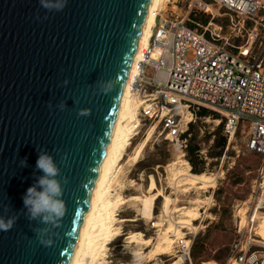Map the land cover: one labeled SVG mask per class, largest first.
Masks as SVG:
<instances>
[{
	"label": "water",
	"instance_id": "obj_1",
	"mask_svg": "<svg viewBox=\"0 0 264 264\" xmlns=\"http://www.w3.org/2000/svg\"><path fill=\"white\" fill-rule=\"evenodd\" d=\"M150 1L66 0L49 11L0 0V218L18 216L0 229V264L70 263ZM40 151L60 169L67 209L49 223L29 220L22 199L43 175Z\"/></svg>",
	"mask_w": 264,
	"mask_h": 264
},
{
	"label": "built area",
	"instance_id": "obj_2",
	"mask_svg": "<svg viewBox=\"0 0 264 264\" xmlns=\"http://www.w3.org/2000/svg\"><path fill=\"white\" fill-rule=\"evenodd\" d=\"M164 3L131 82L139 127L157 126L183 152L196 118H206L202 109L220 117L214 121L224 122L229 142L244 133L246 152L263 159L248 206L256 218L264 210V0ZM247 227L240 217L224 264H264V242ZM176 248L184 263L190 259V240L178 239Z\"/></svg>",
	"mask_w": 264,
	"mask_h": 264
},
{
	"label": "rangeland",
	"instance_id": "obj_3",
	"mask_svg": "<svg viewBox=\"0 0 264 264\" xmlns=\"http://www.w3.org/2000/svg\"><path fill=\"white\" fill-rule=\"evenodd\" d=\"M163 5H165L164 1L160 6ZM222 20H225V16L217 17L218 22ZM211 114L212 112H209V115ZM218 119L220 117L217 115L210 119L208 116L206 118L198 116L190 131L189 144L199 148L192 157L197 163V168L201 171L200 173H207L216 178L215 188H210L208 192L175 188V178L168 165L177 161L181 156L190 163V156L187 151H181L166 140L157 127L140 161L137 164L123 163L117 177L120 184L117 181L113 183L114 192H120L125 198L134 195L142 196L148 193L151 180L154 179L159 189L178 201L172 203L173 210L167 214L163 211L164 198L160 196L155 200L154 216L151 218L137 214L136 210L140 208L138 201H130L120 206L117 211L118 218H137V220L122 223L123 235L113 240L107 250L106 259L109 264H173L182 257L176 248V242L180 238L191 241L190 259L183 264H224L237 237L236 230L240 217L243 216L246 217L245 224H248L247 231L252 228L253 237L262 240L256 232L264 210L252 219L253 210L251 211L248 206L252 185L257 178L263 159L257 154L246 152L242 138L244 133L241 131L238 132L236 140L229 142L227 139L226 148L219 156L220 148L216 143L224 136V132L223 129L219 130L221 122L214 121ZM153 126L147 124L138 128V134L132 140L133 145L129 153L134 151V148L146 137ZM190 165L192 171V164ZM207 197H211L210 202L207 201L208 203L204 204V207L200 209V219L194 221L196 229L182 228L176 224L180 213L176 212L175 208H191V201L197 198L206 200ZM160 222L162 226H158ZM171 224H174V227L179 226L180 228L177 229L182 232L180 236L175 232L170 233L175 240L171 253L158 256L151 262L147 257L137 260L133 253L140 250L147 255L152 247L142 248V246L130 244L126 248L125 236L127 234L141 232L144 237L151 238L156 243L159 241L162 229H166Z\"/></svg>",
	"mask_w": 264,
	"mask_h": 264
},
{
	"label": "bare ground",
	"instance_id": "obj_4",
	"mask_svg": "<svg viewBox=\"0 0 264 264\" xmlns=\"http://www.w3.org/2000/svg\"><path fill=\"white\" fill-rule=\"evenodd\" d=\"M163 1L164 0L150 1L148 12L141 30L138 47L132 61L127 84L122 94L118 115L113 125L111 138L69 264H109V261L106 259L107 250L109 244L113 240L123 235L122 223L134 222L137 220V218H118L117 211L120 206L125 205L130 201H138L140 202V208L136 210L137 214L143 215L146 218H151L154 216L153 207L155 200L160 196L164 198L163 211L167 214L173 210L171 207L172 203L178 201V199H173L170 195L165 194L159 189L154 179L151 180L148 193L143 194L142 196L134 195L125 198L120 192H114L115 190L112 189L114 181L115 183L116 181L118 182L117 177L123 163L131 162L132 164H137L140 161L144 149L153 137L157 127L153 126L148 131L146 137L137 147L134 148V151L129 153V149L133 145L132 140L138 134V128L140 125L138 121L139 106L131 93V82L138 71L140 62L142 61L144 48L148 45L149 40L153 35L155 26L154 10L159 8ZM168 168L174 175V186L177 189L182 188L185 191L188 189H197L208 192L210 188L214 189L216 186V178L213 175L192 172L190 170V163L182 158V156L179 157L177 161L169 164ZM118 184H120V182H118ZM205 199L206 200L199 198L194 199L191 201V208H175V211L180 213V217L177 218L178 220H176V224H179L182 228L191 227L196 229L194 221L200 219V209L204 207V204L208 203L207 201H209L211 197ZM245 223L246 217L243 216L242 224ZM162 225L161 222L158 224V226ZM178 227H174V224H171L166 229H162L159 241L156 243H154L151 238L144 237V234L141 232H131L125 236L127 242L126 248H128L130 244L142 246V248L152 247L147 255L140 250L133 253L137 257V260L147 257L148 260L152 262L158 256L171 253L175 240L170 236V233L175 232L176 235L180 236L182 232L177 229ZM256 233L264 242V214L260 219V224ZM183 263L184 261L181 257L173 264Z\"/></svg>",
	"mask_w": 264,
	"mask_h": 264
},
{
	"label": "clouds",
	"instance_id": "obj_5",
	"mask_svg": "<svg viewBox=\"0 0 264 264\" xmlns=\"http://www.w3.org/2000/svg\"><path fill=\"white\" fill-rule=\"evenodd\" d=\"M40 3L43 8L49 11H61L66 6V0H40ZM63 83L67 85L68 81L65 80ZM112 87L113 85L109 83L105 92L110 91ZM48 106L51 108V103ZM65 106L63 102L57 105L60 110H63ZM90 112V109H81L78 115L87 116L90 115ZM21 165L26 166V159L21 160ZM36 167L43 175L38 177L36 182L27 189L22 197L28 218L29 220L39 218L43 223H49L53 219L62 220L67 209L65 201L62 199L63 189L60 182L55 179V177L60 175V169L54 162L53 156L49 155L46 151H40ZM17 219L18 216L7 218V220L0 218V229L4 231L10 230ZM41 242L45 244L51 243V241Z\"/></svg>",
	"mask_w": 264,
	"mask_h": 264
},
{
	"label": "trees",
	"instance_id": "obj_6",
	"mask_svg": "<svg viewBox=\"0 0 264 264\" xmlns=\"http://www.w3.org/2000/svg\"><path fill=\"white\" fill-rule=\"evenodd\" d=\"M201 116H208L209 115V110L207 109H202V111L200 112ZM224 126V122H221L219 130L223 129ZM192 130V126L190 127V131ZM226 143H227V137L224 135L222 136L219 140H217L216 145L220 148L219 151V156L222 155V153L224 152L225 148H226ZM199 150V148L196 145H188L187 148V152L190 156L189 161L192 164V171L194 173H200L201 171L197 168V163L195 162V160H193V156L197 153V151ZM232 247V246H231Z\"/></svg>",
	"mask_w": 264,
	"mask_h": 264
}]
</instances>
